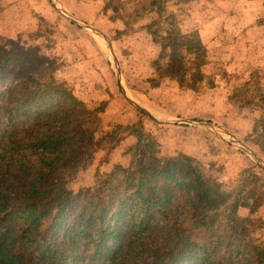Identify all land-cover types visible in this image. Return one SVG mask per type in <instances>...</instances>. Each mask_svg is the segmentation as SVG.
<instances>
[{
	"label": "trees",
	"instance_id": "obj_1",
	"mask_svg": "<svg viewBox=\"0 0 264 264\" xmlns=\"http://www.w3.org/2000/svg\"><path fill=\"white\" fill-rule=\"evenodd\" d=\"M188 1L139 0L122 19L130 27L157 15L145 29L161 38L166 78L196 91L207 79V45L168 9ZM52 68L38 47H0V264H245L246 247L250 264H264V241L253 242L239 216L241 192H227L193 159L157 156L158 141L140 123L97 139L102 110ZM228 94L262 110L254 131L264 130L262 87L244 82ZM122 131L137 136L129 164L69 189L73 163L103 144L115 149ZM253 197L254 213L262 201Z\"/></svg>",
	"mask_w": 264,
	"mask_h": 264
},
{
	"label": "rangeland",
	"instance_id": "obj_2",
	"mask_svg": "<svg viewBox=\"0 0 264 264\" xmlns=\"http://www.w3.org/2000/svg\"><path fill=\"white\" fill-rule=\"evenodd\" d=\"M6 1L4 4L11 9L8 14L14 21H9L13 25L10 27L7 14L2 16L0 47L9 50L38 47L43 55L50 57L55 78L65 81L88 107L102 110V129L97 139L103 133L113 132L118 125L140 123L145 132L158 141L157 156L193 159L227 192L234 195L241 192L239 216L248 227L249 238L253 242L264 241V171L249 156L205 129L157 124L136 110L118 85L113 63L106 55V43L65 19L50 0ZM59 2L111 38L129 93L141 105L155 115H160L156 113V109H160L166 115L214 123L264 160V130L254 131L255 124L263 115L262 110L229 101L230 106L224 101L228 91L219 90L224 84L232 83L235 88L244 82L252 88L261 86L264 90V8L260 10L263 16L259 12L250 15L260 9V0L168 3L169 11L176 13L185 33L201 35L202 26L213 18L220 23L216 32H204L208 36L205 41L211 47V62L207 66L211 76L196 91L177 81L167 82L165 74L170 61L162 54L161 38L145 29V25L156 20L157 15L146 14L130 27L125 25L122 18L125 13L134 11L138 0ZM250 3L257 5L246 7ZM33 6L36 10L31 12ZM218 54H223L222 61L216 60ZM256 56L255 62L247 60ZM10 84L8 81L3 85ZM122 137V142L115 149L109 150L110 145L106 143L73 163L68 188L77 193L99 176L112 172L117 165H128L130 160L124 154L136 143L137 136L130 131H122ZM254 193L262 205L253 213ZM245 250L242 259L245 264H250L248 247Z\"/></svg>",
	"mask_w": 264,
	"mask_h": 264
},
{
	"label": "water",
	"instance_id": "obj_3",
	"mask_svg": "<svg viewBox=\"0 0 264 264\" xmlns=\"http://www.w3.org/2000/svg\"><path fill=\"white\" fill-rule=\"evenodd\" d=\"M52 5L56 8V10L68 21L75 23L77 26L82 27L83 29L87 30L91 34L101 38L106 43V55L109 57L111 62L113 63L114 71L116 74V78L119 84V87L123 93V96L132 105L136 110L140 111L141 113L147 115L151 119H153L157 124H164V125H189L193 127H198L207 130L208 132L214 134L222 141L231 144L232 146L240 149L243 151L247 156H249L254 163H256L263 171H264V160L258 153L253 151L250 147L240 142L235 137L231 136L228 132L221 129L214 123L208 121H201L196 119H189V118H182L177 116H170V115H155L151 111H149L146 107L141 105L137 100H135L129 93L123 75L121 73V69L119 68V62L117 56L115 54L113 44L111 38L104 34L103 32L97 30L93 26L87 24L84 20L77 17L75 14L70 12L67 8H65L59 0H50Z\"/></svg>",
	"mask_w": 264,
	"mask_h": 264
},
{
	"label": "crops",
	"instance_id": "obj_4",
	"mask_svg": "<svg viewBox=\"0 0 264 264\" xmlns=\"http://www.w3.org/2000/svg\"><path fill=\"white\" fill-rule=\"evenodd\" d=\"M6 0H3L2 1V3H1V7H2V12L0 13V21L4 18H2V16H4V13H5V15L7 14V20H8V22L11 20V21H14L13 19L14 18H11L10 16H9V14H8V12H10V10L11 9H9V7L8 6H5V4H4V2H5ZM139 1V0H138ZM7 2V1H6ZM26 4L28 5V2H26ZM257 4H249V5H247L246 7H253V6H256ZM5 6V7H4ZM29 6V5H28ZM30 6H32V5H30ZM34 8H32L31 7V12L33 11V10H36L35 9V6H33ZM259 7H260V9L258 10V11H252L251 13H250V15H252V14H254V13H256V12H259V14L261 15V16H263V11H260L262 8H264V0H260V3H259ZM37 12V11H36ZM10 23V22H9ZM90 24V23H89ZM91 25V24H90ZM220 25V23H219V21H217V20H215L214 18H213V20H211V21H209L208 23H206L205 25H203L202 26V28H201V30H200V33H201V35H199L200 37H201V39L205 42V44L207 45V50H208V61H209V63L211 62L210 60H209V50H211V47H210V45H209V43L208 42H206L205 41V37L207 38L208 36H205V34H204V32H206V33H208L209 31L210 32H213L214 33V31L216 32L217 31V28H218V26ZM21 26H22V24H21ZM10 27H13V25H12V23H10ZM182 27V26H181ZM196 31H199V29H195ZM184 31V30H183ZM186 33H188V32H186ZM204 34V35H203ZM209 41H211V40H209ZM96 43H97V41H95ZM255 48V47H254ZM255 54V53H254ZM222 55L223 54H218V58L216 59V60H218V61H222L223 60V57H222ZM253 56V55H252ZM233 59V58H232ZM257 59V56L254 58V59H247V60H249V61H251V62H255V60ZM214 61V60H213ZM212 61V62H213ZM250 62V63H251ZM249 63V64H250ZM227 64V63H226ZM208 66V65H207ZM207 66L204 68V70H205V73H206V75H207V77L208 76H211V73H209L208 71H207ZM228 66V65H227ZM227 72H228V69H227ZM121 73H122V75H123V72L121 71ZM123 78H124V75H123ZM124 80H125V78H124ZM118 82V81H117ZM167 82H171V80L170 79H168L167 80ZM125 83H126V85H127V88H128V90L130 91V89H129V86H128V84H127V82H126V80H125ZM219 83V82H218ZM119 85V84H118ZM225 86L224 87H221V88H219V90L221 89H223V90H226V91H228V93L230 92V89H232L233 88V85H232V83H231V85L230 84H224ZM217 90H218V88H217ZM229 95V94H228ZM228 95H224L225 97V99H224V101L226 102V103H229V99H228ZM229 105H230V103H229ZM228 106V105H227ZM231 106V105H230ZM156 113L157 114H160V115H166L164 112H162L160 109L158 110V109H156ZM197 116V114L195 113V117Z\"/></svg>",
	"mask_w": 264,
	"mask_h": 264
}]
</instances>
